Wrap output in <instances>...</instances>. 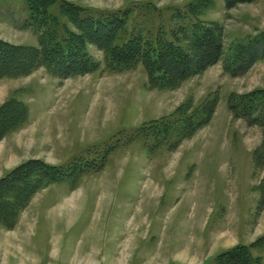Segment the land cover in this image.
Masks as SVG:
<instances>
[{
  "label": "rangeland",
  "instance_id": "obj_1",
  "mask_svg": "<svg viewBox=\"0 0 264 264\" xmlns=\"http://www.w3.org/2000/svg\"><path fill=\"white\" fill-rule=\"evenodd\" d=\"M67 1L109 12L130 8L145 24L139 7L151 3L166 27L174 10L200 2V20L223 26L226 49L264 30V0L229 11L224 0ZM29 18L25 0H0V37L38 47L37 32L23 31ZM159 23L152 19L151 34ZM102 35L103 46L114 36ZM90 50L102 66L93 73L61 80L39 68L0 80V107L14 98L28 108L23 128L0 141V175L32 159L64 171L13 229L0 227V264H215L240 244H255L253 254L264 264V164L256 161L263 132L228 108L231 95L264 89V61L240 77L218 63L160 90L149 86L143 66L103 71L104 52ZM8 64L19 65L0 61ZM215 95L210 123L198 130L189 123L193 132L184 138V116L196 119L200 105ZM2 202L0 214L8 215Z\"/></svg>",
  "mask_w": 264,
  "mask_h": 264
},
{
  "label": "trees",
  "instance_id": "obj_2",
  "mask_svg": "<svg viewBox=\"0 0 264 264\" xmlns=\"http://www.w3.org/2000/svg\"><path fill=\"white\" fill-rule=\"evenodd\" d=\"M25 1L31 18L24 28L31 27L37 32L39 46H17L0 39V61L13 60L19 64L15 67L9 64L0 66V80L28 77L39 68H45L49 74L61 80L93 73L102 67L101 62L90 52L93 46L104 52L103 71L125 72L143 66L149 86L160 90H173L218 63H222L228 75L240 77L258 61H264V30L232 43L226 49L223 26L200 20V2L191 4L188 11L174 10L169 27H166L164 14L151 3L139 7L145 11L140 16V19L147 20L145 24L146 21L131 16L136 15V12L130 8L109 12L80 7L67 0ZM253 1L224 0L227 11L241 3ZM202 4L204 7L211 5L209 2ZM153 18H158L160 23L155 27L154 34H151ZM67 21L75 26L76 32L68 29ZM129 22L133 25L131 29L128 28ZM103 33L114 35L111 41L108 38L105 46L100 41ZM217 101L216 95L207 98L200 105L196 119L188 121V116H184V138L193 132L188 127L189 123L197 130L210 123L216 112ZM228 108L235 119L262 129L264 139V89L231 95ZM27 120L26 104L14 98L8 99L0 107V141L23 128ZM256 161L260 165L264 164V140L257 150ZM63 173L59 166L32 159L1 177L0 198L4 205L9 206L10 212L8 215L0 214V227L13 229L35 196L63 180ZM260 189L259 208L262 210L264 179ZM254 245H236L218 255L215 264H261L260 258L253 254Z\"/></svg>",
  "mask_w": 264,
  "mask_h": 264
},
{
  "label": "crops",
  "instance_id": "obj_3",
  "mask_svg": "<svg viewBox=\"0 0 264 264\" xmlns=\"http://www.w3.org/2000/svg\"><path fill=\"white\" fill-rule=\"evenodd\" d=\"M23 29H24V28H22L21 30H23ZM27 30H29V28H25L23 31H27ZM35 35H36V34H35ZM0 39H2L3 41H6V42H10V43H12L10 40H6V39H4V38H2V37H0ZM24 45H25V44H24ZM21 163H23V162H20L19 164H21ZM19 164H18V165H19ZM14 167H16V166H14ZM5 173H6V172H4V174H5ZM4 174H1V175H0V178L3 177ZM22 214H23V213H22Z\"/></svg>",
  "mask_w": 264,
  "mask_h": 264
}]
</instances>
